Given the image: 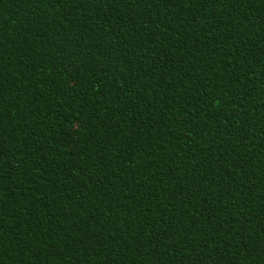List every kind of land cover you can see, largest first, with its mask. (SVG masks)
<instances>
[{
    "label": "trees",
    "instance_id": "trees-1",
    "mask_svg": "<svg viewBox=\"0 0 264 264\" xmlns=\"http://www.w3.org/2000/svg\"><path fill=\"white\" fill-rule=\"evenodd\" d=\"M0 264H264V0H0Z\"/></svg>",
    "mask_w": 264,
    "mask_h": 264
}]
</instances>
